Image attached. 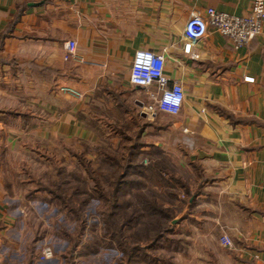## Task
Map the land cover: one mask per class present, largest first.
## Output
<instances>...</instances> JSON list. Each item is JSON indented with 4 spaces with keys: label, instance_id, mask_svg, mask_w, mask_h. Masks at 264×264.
<instances>
[{
    "label": "crops",
    "instance_id": "obj_1",
    "mask_svg": "<svg viewBox=\"0 0 264 264\" xmlns=\"http://www.w3.org/2000/svg\"><path fill=\"white\" fill-rule=\"evenodd\" d=\"M251 6L252 0H0V264H66L60 257L40 261L41 252H33L12 155L88 133L93 140L83 122L90 108L103 113V106L128 126L117 146L133 157L160 156L189 174L181 222L192 243L221 246L227 237L233 249L222 246V264L264 263V23L236 50L213 30L195 41L184 36L193 13L204 17L213 8L245 16ZM69 40L81 62L63 59ZM138 50L161 55L168 84H181L177 115L146 111L149 93L129 82ZM58 85L83 99L58 94ZM126 177L132 179L131 169Z\"/></svg>",
    "mask_w": 264,
    "mask_h": 264
},
{
    "label": "rangeland",
    "instance_id": "obj_2",
    "mask_svg": "<svg viewBox=\"0 0 264 264\" xmlns=\"http://www.w3.org/2000/svg\"><path fill=\"white\" fill-rule=\"evenodd\" d=\"M94 108L83 122L93 140L87 132L85 138L35 143L12 155L24 194L18 201L24 207L20 216L28 222L24 233L33 240L34 254L49 247L52 258L66 264H222V245L198 239L192 243V230L186 220L181 222L193 186L189 174L160 156H135L131 161L142 173L132 172L130 183L126 176L124 181L130 156L114 139L127 136L128 126L124 117L108 113L111 108L103 106V113ZM131 138L138 142L135 135ZM117 182L121 189L113 202ZM179 219V225L172 224Z\"/></svg>",
    "mask_w": 264,
    "mask_h": 264
},
{
    "label": "built area",
    "instance_id": "obj_3",
    "mask_svg": "<svg viewBox=\"0 0 264 264\" xmlns=\"http://www.w3.org/2000/svg\"><path fill=\"white\" fill-rule=\"evenodd\" d=\"M264 23V0H252L249 14L236 16L223 12H218L213 8L205 10V16L201 17L197 13L191 14L184 28V36L190 41H195L207 36L209 30H213L225 37L233 49H239L248 45L254 38L262 32ZM190 45L183 49L188 53ZM65 61L79 62L76 54V43L72 40L64 44ZM81 62V61H80ZM164 58L149 51L138 50L134 53L130 64L129 82L132 86L141 88L149 93L151 103L145 107L151 115L155 111H160L168 115H177L182 107L184 92L180 83L168 84L169 79L164 73ZM156 88V94L150 93V89ZM57 93L63 96L79 100L82 94L68 85H58ZM146 163V162H144ZM222 246L233 249V243L223 237L220 240ZM53 257V252L49 247H44L39 256L40 261ZM241 264H258L252 262H242ZM264 264V263H262Z\"/></svg>",
    "mask_w": 264,
    "mask_h": 264
},
{
    "label": "trees",
    "instance_id": "obj_4",
    "mask_svg": "<svg viewBox=\"0 0 264 264\" xmlns=\"http://www.w3.org/2000/svg\"><path fill=\"white\" fill-rule=\"evenodd\" d=\"M128 150V152H129V158H127V160H125V164H124V167H123V176H121V177H123V179H124V181H125V176L128 174V170L129 169H131L132 170V172H134V173H136V174H141L142 173V170L140 169L141 168V166L138 168L137 166H136V163L135 164H131L132 163V159L131 158H133V156L131 155V152H132V149L131 150H129V149H127ZM127 178V177H126ZM129 181V180H128ZM131 181V180H130ZM130 181H129V183H130ZM119 183L120 182H117L116 184H115V189H114V191L112 192V194H111V201H113V202H115V196H116V194H117V192H119L120 191V186H118L119 185ZM187 194L189 195L190 194V191L188 190L187 191ZM144 203H146V202H144ZM147 204V203H146ZM119 205V204H118ZM124 204H123V201H122V203H121V206H123ZM114 206V205H113ZM149 210H151V211H156L155 209H153V208H151V209H149ZM161 213H162V211H160Z\"/></svg>",
    "mask_w": 264,
    "mask_h": 264
}]
</instances>
